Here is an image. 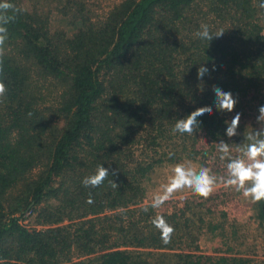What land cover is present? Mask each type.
I'll return each mask as SVG.
<instances>
[{
	"label": "trees",
	"instance_id": "obj_1",
	"mask_svg": "<svg viewBox=\"0 0 264 264\" xmlns=\"http://www.w3.org/2000/svg\"><path fill=\"white\" fill-rule=\"evenodd\" d=\"M12 2L22 11L7 25L0 72L7 89L0 98V264H150L151 252L136 249L172 250L179 233L192 242L176 212L164 216L174 227L170 242L161 240L154 209L142 203L143 183L163 161L134 158L131 148L145 143L156 151L166 129L184 142L189 135L173 131L176 119L202 106L213 113L193 132L224 140L232 112L257 104L264 0H124L95 22L69 2L56 9L68 18L61 28ZM201 24L225 33L201 40ZM202 63L209 73L200 81ZM214 87L237 99L232 112L215 109ZM248 95L255 96L244 102ZM98 165L116 175L85 187ZM255 204L264 228V200ZM28 217L31 228L23 224ZM92 255L99 256L91 263L79 260ZM180 257L179 264H243Z\"/></svg>",
	"mask_w": 264,
	"mask_h": 264
},
{
	"label": "clouds",
	"instance_id": "obj_2",
	"mask_svg": "<svg viewBox=\"0 0 264 264\" xmlns=\"http://www.w3.org/2000/svg\"><path fill=\"white\" fill-rule=\"evenodd\" d=\"M264 8V3L260 5ZM22 9L17 7L12 0H0V72H2L3 56L5 53L4 45L7 40L8 30L7 25L12 22L16 15ZM225 31L223 29L217 30L213 33L207 24H201L200 30L196 32V36L201 40L208 42L214 38H222ZM213 71L216 69L213 68ZM209 73V69L201 64L197 69V79L202 81L204 76ZM6 85L0 80V98L6 94ZM215 94L214 107L221 112H232L237 104V99L233 97L231 92H226L220 87L213 88ZM257 121L261 123L262 127L259 130L253 131L245 137L246 143L238 145L236 151L239 155H233V148L231 144L221 140L217 145V151L220 154L221 160H227L226 175L217 177L207 167H200L199 170L192 166H186L183 163H177L173 168V175L170 177L168 183L163 186L162 192L155 194L152 198L149 207L151 209L161 208L172 195L183 189H189L199 197L207 199L215 190L219 182L226 186L233 187L236 191H242L245 197H250L254 202L264 200V105L260 106ZM213 113V107L202 106L182 119H176L173 131L181 134H191L194 127L199 124V118ZM241 114L237 113L231 121H225L226 135L231 138L237 135ZM115 176L116 171L111 173L108 168L103 165H98L95 172L82 181L85 187H99L109 177ZM113 188L119 187L117 183L111 180ZM92 203L91 198L87 201ZM148 207L144 208L147 212ZM153 226L159 230L160 237L163 243L170 242L174 227L171 226L163 215H156L152 219Z\"/></svg>",
	"mask_w": 264,
	"mask_h": 264
},
{
	"label": "rangeland",
	"instance_id": "obj_3",
	"mask_svg": "<svg viewBox=\"0 0 264 264\" xmlns=\"http://www.w3.org/2000/svg\"><path fill=\"white\" fill-rule=\"evenodd\" d=\"M124 0H19V2L24 7H34L37 9L38 13L42 16L49 15L52 16L54 20V28H61L64 25H67L66 22L68 20L67 17L62 16L58 10H62L63 6H67L69 2H75L76 4H82L84 6V15L89 17L91 21L95 22L103 19L106 14L116 5L120 4ZM72 6V9H76L77 6ZM58 9V10H56ZM88 13V14H87ZM70 17L69 15H67ZM194 24L187 26V29H194ZM68 30H73V26H70ZM173 39L170 41L172 42ZM255 95H248L247 99H251ZM264 100V88L261 89V95H259L258 99ZM248 100V101H249ZM249 107L252 109H248L246 103L243 104L242 108H240L239 113L241 114V119L239 123V127L237 129V135L229 138L225 137L226 143H230L232 148L236 149L237 143H246L245 137H247L253 131L259 130L262 125L257 121V117L259 115V105L257 104H249ZM236 111L232 112V115L235 116ZM169 127V126H167ZM188 139H179V135H174V133H169V129H166L164 138L159 140L158 147L156 151H148L145 149L146 144L140 143L136 144L131 148V151L134 154V158L142 159L144 158L149 161L150 158L158 160L162 158V163H158L154 166L153 171L148 174L143 185L145 189V197L142 205H150L152 198L155 194L162 192L163 186L166 185L173 175V168L177 163H183L186 166H192L199 170L200 167L209 168L213 174H215L218 178L225 176L226 168L223 167L221 163V159L219 158L220 154L217 151L218 142H210L209 139L204 136V133L201 131L199 135H196L194 132L188 134ZM144 136V135H143ZM216 145L215 148H211L210 146ZM235 146V147H234ZM210 147V148H209ZM237 155V154H236ZM172 157V161H169L168 158ZM221 187H226L224 183L219 182L216 185V192L220 194V191H224L225 189ZM186 194V195H185ZM215 194V193H214ZM213 194V195H214ZM185 195V196H184ZM191 190L183 189L181 191L175 192L172 197L161 207L158 209H154L155 215H172V213H178L179 215V202L186 197L195 196ZM184 196V197H183ZM210 197V196H209ZM208 199V198H207ZM205 198H199L201 202L210 206L208 200ZM219 202V199L217 200ZM184 202V201H183ZM217 202L214 200L211 204H216ZM211 207V206H210ZM34 219L33 217H28L27 220L24 221V225L31 228L33 227ZM260 227V226H259ZM264 237V230L261 232ZM183 233L178 234V239L180 237L179 242L180 245H176L172 250H144V249H136L139 252H144V254H149L147 252H151L147 257V261L150 264H179V258L182 254H184L183 249L184 246H187L183 238ZM177 240V238H176ZM264 247V246H262ZM261 247V248H262ZM133 250V249H130ZM253 251V250H252ZM256 254L253 253V256L258 257V250ZM264 255V250L262 251ZM182 253V254H181ZM99 255H92L87 257H82L79 260L91 263L98 258ZM144 257V256H143ZM262 264V263H261Z\"/></svg>",
	"mask_w": 264,
	"mask_h": 264
},
{
	"label": "crops",
	"instance_id": "obj_4",
	"mask_svg": "<svg viewBox=\"0 0 264 264\" xmlns=\"http://www.w3.org/2000/svg\"><path fill=\"white\" fill-rule=\"evenodd\" d=\"M256 103L262 106L264 100L261 98L256 100ZM242 144L237 143L236 148ZM210 147L215 148L216 145ZM236 154L239 155V152L233 148V155ZM221 163L226 168L227 160H221ZM222 188L225 192L220 191L219 194L214 190L208 197L207 200L211 207H206L204 202L203 205L201 200H198L202 197L198 195L191 196V198L188 196L179 202V218L181 219L179 229L183 231L190 228L191 235H193L192 242L183 239L188 245L184 246L183 250L186 252L183 255L190 253L207 257L212 263L220 259L235 260L243 264L264 263L262 252L264 237L261 233L264 228L257 221L255 202L233 187L226 186L220 189ZM214 200L217 203L211 204ZM193 246L196 250L192 249ZM256 249L259 252L258 257L253 256V253H257Z\"/></svg>",
	"mask_w": 264,
	"mask_h": 264
}]
</instances>
